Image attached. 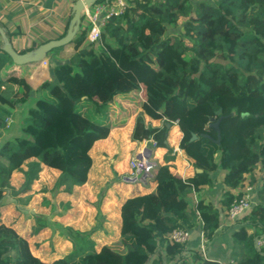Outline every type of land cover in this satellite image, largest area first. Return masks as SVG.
Segmentation results:
<instances>
[{"label":"trees","instance_id":"obj_1","mask_svg":"<svg viewBox=\"0 0 264 264\" xmlns=\"http://www.w3.org/2000/svg\"><path fill=\"white\" fill-rule=\"evenodd\" d=\"M213 1L132 0L123 15L106 23L99 46L87 42L64 62H57L54 54L65 48L60 47L39 61H48L52 80L36 91L39 96L21 120L24 136L0 147V195L10 190L14 171L23 172L25 180L20 191L9 194L29 193L41 165L61 172L56 190L69 193L84 186L93 160L78 140L108 139L131 116L115 117V107L124 105H132V113L137 114L133 142L151 139L157 147L168 149V124L177 122L182 134L179 147L193 175L176 177L169 155L164 164L153 168L154 190L121 204L112 239L99 237L109 242L77 257L44 261L33 253L26 236L0 222V264H223L209 259L206 250L228 232L230 264H264V245H256L264 241V183L250 212L221 230L226 209L243 196L240 189L247 176L253 183L254 171L264 170V0ZM72 16L71 8L64 32L56 39L66 35ZM179 19L190 46L165 37L167 26ZM223 20L224 28L216 31L215 24ZM0 27L14 48L13 36ZM87 32L88 28L81 31L69 45L81 44ZM48 41L20 53L32 52ZM2 45L0 35V129L8 125L16 106L31 100L23 73L15 70L19 66ZM3 88L12 92L6 94ZM145 118L166 123L152 127ZM218 120L219 135L212 126ZM25 163L28 169L23 171ZM219 172L225 212L200 195L202 186L212 184ZM191 192L199 197L193 206L188 198ZM179 228L201 232L204 253L199 240L172 242L169 235Z\"/></svg>","mask_w":264,"mask_h":264},{"label":"crops","instance_id":"obj_2","mask_svg":"<svg viewBox=\"0 0 264 264\" xmlns=\"http://www.w3.org/2000/svg\"><path fill=\"white\" fill-rule=\"evenodd\" d=\"M73 4L74 0H0V24L13 36L12 43L14 48L17 51H24V49L26 50L29 47L39 45V43L44 41L39 38V32L47 33L46 31L56 30L57 27H59L58 29L63 30L62 32H59L60 35H62L67 24V20L70 16ZM84 29L85 24L84 21H82L77 34H79ZM46 39L51 40L54 38L49 36V38ZM45 62L47 63L48 61L46 60ZM42 66L43 65H41V63L36 62L24 65L23 67L15 68V70L23 73V83L26 81L29 85H32V81L35 80L36 70H39L40 68L44 70V67ZM42 84L43 82L36 89H34V95H31L32 97L39 96L35 94V92H38ZM2 91L6 94L12 92V90L7 88H3ZM32 97L31 100H33ZM31 100L28 101V103L31 102ZM1 107L2 106L0 105V113L2 110ZM16 108L12 110L13 113L8 119L12 122L16 119L14 117L17 110ZM147 120L151 122L150 124L152 127H160L163 125L162 120ZM147 120H145L146 125ZM181 137L182 134L180 133L178 126L174 125L169 129V135L167 139L168 149L153 147V145L149 142H140L142 144L141 149L145 148L149 153H151L152 158L154 162H156L157 166L164 164L166 158L170 155L172 157L171 161L169 162L171 172L176 177H189L191 176V173H193V168L184 158V156L177 152ZM109 140L110 138L103 140V142H107ZM78 142L89 149H93L96 145H98V142L94 143L88 139H79ZM136 143L137 142L131 144L132 146H135ZM130 150L131 149H129L128 153ZM169 150L172 151L169 152ZM89 154L92 157L93 165L89 172L88 182L83 187H75L74 194L71 196L67 194L69 196L66 197V201L57 200V197L61 198V194L58 195L56 193V189H54L61 172L45 165H41L39 174V182L41 183V188H43L42 209L44 218L48 217L49 219H52V221L55 220L57 222L59 219L58 216H62L63 221L59 222H62L64 226H67L66 228L71 229L74 233L73 235L71 234L70 236L66 237H69V240L70 237H77L78 239V241L73 240V244L71 242L72 246L74 247V251L75 249L77 251L83 247L82 251L85 253L93 252L98 246V244H95L94 241L89 240L86 238V236L90 237L94 235L95 237L99 238L101 236L111 235V232H113L111 230H117L115 223L119 222L118 211L121 204L131 195L130 194L128 197H125V193L123 191L124 186L130 185L129 183L131 182L128 180V177L126 178V176L122 175L123 171L120 165L116 168H113L111 166H102L96 164L91 151H89ZM109 160L112 163L113 160ZM256 170L259 169L257 168ZM219 174L222 175L221 172H219L218 175ZM254 176V178H256V175ZM152 178L153 177H151V180L146 179L144 182H140L143 186L147 187L146 193H150L156 187V185L152 182ZM245 183L246 181L244 184ZM129 187L131 188V186ZM202 187L206 186L204 185ZM244 188L245 186L240 190L243 191ZM46 189L48 193L53 191V194L50 193V196L45 195ZM99 189L103 190L102 195L100 197H95L94 192ZM70 197L72 198L68 200ZM97 219H99L100 222H98ZM76 221L79 222L78 226L83 224L85 227L82 226V228H78L71 225ZM232 225V222H222L221 230H226ZM249 232L252 231L250 230ZM228 234L229 232L221 235L218 240L214 242L215 244H212L213 248L208 250L207 247L206 253L209 259L221 261L223 264L231 263L229 259L231 239L229 238ZM200 235L201 232L191 231V241H200ZM208 252L211 254H208Z\"/></svg>","mask_w":264,"mask_h":264},{"label":"rangeland","instance_id":"obj_3","mask_svg":"<svg viewBox=\"0 0 264 264\" xmlns=\"http://www.w3.org/2000/svg\"><path fill=\"white\" fill-rule=\"evenodd\" d=\"M209 3H214L213 0H205ZM132 5V2H130ZM197 1L194 2L195 5H197ZM130 5V6H131ZM130 8V7H129ZM93 9V8H92ZM69 21V18L67 22ZM182 25H183V19H179L178 22L174 25L167 26V31L165 34V37H173L178 39L179 41L183 42L186 46H190V42L188 39H186L182 35ZM225 20L220 21L215 24L214 29L216 31H221L224 28ZM56 30H50L44 32H39V38L41 40H46V38H49V36L56 39L60 36V31L62 32V29ZM78 35V34H77ZM76 35V36H77ZM39 39V40H40ZM53 40V39H51ZM87 44V39L84 38L81 44L78 46L67 45L65 46L64 50L60 52L59 54L55 55L57 58V62H64L68 56L76 50V48H81L84 45ZM98 46V45H96ZM43 69L36 70L35 80L32 81V85H29L28 82L24 81L23 85L27 86L31 90V95H34V89H36L42 82L52 80V77L49 73V63L47 62H41ZM23 67V66H22ZM48 69V70H47ZM15 92V91H14ZM17 94H19V97L23 96L22 91H17ZM36 94V92H35ZM32 97V96H31ZM37 96L32 97V101L28 104H22L17 106V110L15 112L14 117L16 118L15 121L8 120V125L4 128H1V136H0V147L3 146V144L7 142H13L17 137L24 136L22 133V129L24 127V124H21L20 120L23 119L26 115V110L28 107L33 103ZM133 106L132 105H124V106H118L115 107L114 112L116 113L115 117L123 116L125 113L131 115L130 118L126 121V124L124 126L118 127L114 129L111 133V136L109 137L110 140L107 142L99 141L98 145H96L93 149H89L88 151H91V154L93 156V159L95 160L96 164L104 165V166H111L113 168L118 167L119 165L122 167V171L124 176L129 177L132 175V169L129 166L130 159L133 158L135 153L134 150L138 149L136 146H132L131 143H134L131 141V133L135 124V120L137 117V114H133ZM148 118H145L147 120ZM151 122L147 120V125L151 126ZM174 126V125H173ZM171 126V127H173ZM170 129V128H169ZM90 141V140H89ZM92 142V141H91ZM151 143L150 141H146V143ZM95 143V142H94ZM152 144V143H151ZM82 145V144H81ZM131 145V146H130ZM131 147V148H129ZM130 152L128 153V151ZM112 159L111 161L108 159ZM23 171H26L28 169L27 163H25L22 166ZM259 170H255L256 178H254V182L251 183V178L248 175L246 178V183L243 185L245 188L247 186L252 187V190L249 192L250 199L252 200V203L254 204L255 196L257 195V191L261 187V185L264 183V170H261L260 167H258ZM41 170V167H40ZM39 174L38 172L37 179L33 182L31 185V190L29 193L25 194H9V193H17L20 191L21 187L24 184V173L20 171H14L9 179V191L6 193L3 192V194L0 195V222L11 225L15 227L18 232L21 235H24L27 237L33 253L41 257L44 261H50L53 259H57L59 257H65V256H79L82 254L83 247L79 250L74 251V247L72 246L73 240L78 241L77 237H69L72 232L71 229L66 228L67 226H64L62 222L63 217L58 216L57 222L55 220L52 221V219H49L48 217L44 218L43 215V209H42V202H43V188H41V183L39 182ZM193 175V173H191ZM153 177V175H152ZM255 177V176H254ZM151 180V177L148 178ZM211 181V180H210ZM212 184L205 185L206 187L201 188V197L204 198L206 201H210L211 199L216 202V204L223 209L225 212V208L222 205V201L224 199L223 191L221 190L223 188L221 183V174L218 175V173L215 175L214 180H212ZM144 182V181H143ZM130 185L124 186V193L125 197L134 196L137 194H144L147 192V187L143 186L140 182L136 183H129ZM131 186V188L129 187ZM76 187H83V186H76ZM75 188V187H74ZM74 188L69 193H64V189L56 190V193L59 195L61 194V198L57 197V200L60 201H66L67 196H71L74 194ZM244 188V190H245ZM241 191V192H244ZM53 192V191H52ZM52 192L45 190V195L50 196V193ZM103 190L99 189L95 193V197H100L102 195ZM69 194V195H67ZM129 196V197H130ZM72 197H70L68 200H70ZM189 198V204L193 206L196 201L199 200L198 195L195 192H191L188 196ZM54 212V211H53ZM45 219V220H44ZM56 219V218H55ZM51 220V221H50ZM46 221V222H45ZM55 221V222H54ZM98 222L99 219H97ZM223 223H229L231 221H228L225 215H223L222 218ZM76 227L82 228L85 227L83 224L79 225V222L76 221L73 224H71ZM69 226V225H68ZM115 232V231H114ZM113 233V232H112ZM109 235V238L113 236ZM117 234V233H116ZM91 241H94L95 244H101V243H108L109 241H104L102 239H99L92 236H86ZM72 242V244H71Z\"/></svg>","mask_w":264,"mask_h":264},{"label":"built area","instance_id":"obj_4","mask_svg":"<svg viewBox=\"0 0 264 264\" xmlns=\"http://www.w3.org/2000/svg\"><path fill=\"white\" fill-rule=\"evenodd\" d=\"M131 1L132 0H106L101 3L92 4L90 7L85 8L82 17L85 29L88 28L86 35L87 42L94 43L99 46L101 44L102 30L106 23L113 17L123 15L130 7ZM162 122L166 123V120L163 119ZM173 125L178 126L177 122H173L172 124H168V127L170 128ZM146 141L147 140H144L141 143H146ZM148 141L152 143L153 147H157L155 141L151 139ZM141 143L137 142L135 144L138 149L134 150L135 155L129 162V166L132 169V175L128 177V180L131 183L143 182L144 180L152 177L153 168L157 166L151 153H149L145 148L141 149ZM177 152L183 156L180 147L177 149ZM251 190L252 187L247 186L243 192V196L240 199H235L226 209L225 214L228 221L233 223L237 218L250 212L253 206L249 195ZM169 239L174 243L187 244L191 240V232L180 228L175 229L170 233ZM256 245L261 247L264 245V241L258 240L256 241ZM200 247L204 253L206 241L202 233L200 235Z\"/></svg>","mask_w":264,"mask_h":264},{"label":"water","instance_id":"obj_5","mask_svg":"<svg viewBox=\"0 0 264 264\" xmlns=\"http://www.w3.org/2000/svg\"><path fill=\"white\" fill-rule=\"evenodd\" d=\"M99 0H77L72 6L73 16L70 20L69 27L65 36L60 39L50 40L32 52L20 53V51L15 50L10 42L7 40L4 30L0 27V35L3 40L2 50L5 52L12 60L16 66H24L31 63H36L43 61L45 56L53 51L56 48L65 47L69 45L75 38L78 33L81 24V18L85 8L90 7L92 4L97 3ZM222 111L219 110L217 114H220ZM220 120L216 123H213L212 126L217 130L218 135L220 134L219 130ZM219 143V139L217 140Z\"/></svg>","mask_w":264,"mask_h":264}]
</instances>
